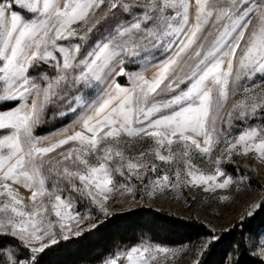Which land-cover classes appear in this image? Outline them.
Listing matches in <instances>:
<instances>
[{"label":"snow or ice","instance_id":"obj_1","mask_svg":"<svg viewBox=\"0 0 264 264\" xmlns=\"http://www.w3.org/2000/svg\"><path fill=\"white\" fill-rule=\"evenodd\" d=\"M237 156L264 165V0H0V264H49L117 197L191 209L185 190L239 204L219 264H264V185L238 200L255 189L223 167ZM172 224L196 240L141 237L98 264H207L221 246L199 215Z\"/></svg>","mask_w":264,"mask_h":264},{"label":"trees","instance_id":"obj_2","mask_svg":"<svg viewBox=\"0 0 264 264\" xmlns=\"http://www.w3.org/2000/svg\"><path fill=\"white\" fill-rule=\"evenodd\" d=\"M177 217L184 218L146 205L113 213L107 218L101 217L102 223L96 228L80 236L58 241L52 246L53 251L47 259L49 264H98L102 256L116 245L135 243L141 237H154L170 245L186 243L189 238L195 241L193 232L178 230L173 226L172 222ZM259 219L258 217L255 223H259ZM241 227L243 225L237 220L234 232L230 231L229 227L217 230L218 233H223L221 246L206 257L207 264H219L224 249L234 237L239 236ZM239 258L241 264H257L260 259L251 251Z\"/></svg>","mask_w":264,"mask_h":264},{"label":"rangeland","instance_id":"obj_3","mask_svg":"<svg viewBox=\"0 0 264 264\" xmlns=\"http://www.w3.org/2000/svg\"><path fill=\"white\" fill-rule=\"evenodd\" d=\"M197 162L199 163V158H197ZM248 163H252L254 167H246V164ZM223 167L230 173L238 169V171H236V175L246 174L250 177L249 183L251 184V188L255 189V191H252L251 189H244L243 187L239 191L233 189V194L238 198V200L243 201L245 197L254 198L260 195L259 186L264 185V165H260L259 162L256 161H252L251 157L244 158L237 156L235 158V162H223ZM256 169H260V172L258 173ZM20 192L26 200L30 196L29 190L24 189L23 187L20 188ZM185 195L189 201H191L192 197L195 196V201L193 202L191 209H189L188 205L184 203L183 199H178L174 193L170 192L166 195H159L152 198L144 196L142 201L141 197L138 195L134 203L131 202L130 198L127 203H124L123 198L117 197L115 204H113V213L146 205L148 207L165 210L171 214L182 217H186L189 212H191L193 216L199 215L201 219L211 221L216 226L217 230H225L229 227V222L232 221L240 211L239 204L217 200H207L205 199V194L202 192L189 193L185 190ZM88 231L89 230H86L85 232ZM251 253L255 255L253 252ZM186 260L187 257H178L176 264H185Z\"/></svg>","mask_w":264,"mask_h":264}]
</instances>
